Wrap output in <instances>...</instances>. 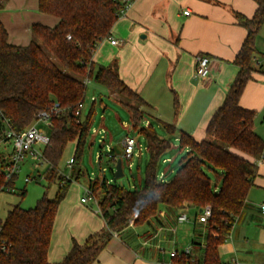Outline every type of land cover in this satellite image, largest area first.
I'll return each instance as SVG.
<instances>
[{"label": "trees", "instance_id": "trees-1", "mask_svg": "<svg viewBox=\"0 0 264 264\" xmlns=\"http://www.w3.org/2000/svg\"><path fill=\"white\" fill-rule=\"evenodd\" d=\"M9 1L0 0V13ZM133 1L38 0L39 12L56 17L58 22L54 27L33 24V39L25 46L9 41V33L0 19V130L5 129L7 123L16 133H22L37 120L40 112L50 109L54 103L61 108L52 117L50 141L42 148L48 164L45 177L49 182H57L59 191L54 199L46 192L35 208L23 209L16 205L8 211L5 220H0V237L7 246L5 252H0V264H50L48 253L56 217L74 177L77 180L83 175L75 166L80 162L95 123L97 100H93L86 114L84 109L81 115L76 114L79 104H85L87 79L105 87L109 98L128 109L133 128L146 139L149 164L144 186L134 190L106 176L89 181L87 187L97 199L106 228L89 236L84 243L74 241L59 264H95L114 233L126 229L132 218L135 225L145 224L158 214L161 206L174 210L209 207L212 214L208 220L209 236L203 264H227L220 258L219 247L246 207L249 191L258 175L259 161L264 157V139L254 129L256 112L240 105L246 85L256 71L253 62L257 53L256 39L264 25V0H254L258 8L251 19L235 14L238 24L247 30V37L234 60L237 76L207 124L208 138L198 141L190 133L180 132L179 149L187 152L169 182L159 180L157 164L162 154L172 148L171 144L158 135L152 123L141 127L149 104L121 79L117 64L103 66L93 60L95 51L121 17V10ZM38 41L46 45L50 54ZM100 103L102 105V99ZM174 107L178 114L177 98ZM162 124L167 133L176 132V126ZM73 141L76 142L73 173L66 178L60 173L59 163ZM115 155L113 149L112 156ZM134 158L128 162L132 163ZM110 162L117 163L112 157ZM5 168L4 154L0 151V192L15 188L17 177L8 180ZM111 169L114 170L113 166ZM25 195L26 190L21 192L22 197Z\"/></svg>", "mask_w": 264, "mask_h": 264}, {"label": "crops", "instance_id": "crops-1", "mask_svg": "<svg viewBox=\"0 0 264 264\" xmlns=\"http://www.w3.org/2000/svg\"><path fill=\"white\" fill-rule=\"evenodd\" d=\"M29 6L32 12L38 10V0L7 3L0 19L8 33L10 25L16 26V16L23 7L24 13H29ZM257 8L254 0H135L111 32L121 44L113 46L105 39L93 60L98 65H118L121 79L149 104L144 119L150 116L157 128H164L162 123L176 126V140L184 131L200 141L206 137L207 124L238 73L234 60L247 37V30L238 24L235 14L251 19ZM187 10L190 14L184 15ZM34 16L50 27L58 22L51 15ZM17 34L12 38L9 33V41L15 45L25 43L24 37ZM256 47L253 62L256 71L246 85L240 105L256 112L254 129L264 139L256 128V124H264V25L257 36ZM199 55L211 60L210 74L204 79L195 76ZM175 98L180 105L178 114ZM111 100L118 105L113 98ZM151 118L146 121L147 126L152 123ZM100 132L102 129L94 133ZM263 205L264 159L259 161L258 175L249 191L246 207L219 247L224 263L264 264ZM182 213L187 215V221L180 223L178 218ZM131 220L126 229L114 233L95 264H203L209 226L201 210L161 206L158 214L143 225H135V218ZM104 228L106 222L96 207H88L81 199L63 201L52 233L48 262L61 263L74 241L84 243ZM188 248L190 254L184 255ZM172 253L178 256L173 257ZM183 258L189 261L184 262Z\"/></svg>", "mask_w": 264, "mask_h": 264}, {"label": "rangeland", "instance_id": "rangeland-1", "mask_svg": "<svg viewBox=\"0 0 264 264\" xmlns=\"http://www.w3.org/2000/svg\"><path fill=\"white\" fill-rule=\"evenodd\" d=\"M24 8L16 16V26L10 25L9 33L11 37L17 36V32L23 38L25 43L21 45H29L33 39L31 26L35 23H42L34 15H41L42 13L39 10L32 12L31 6L28 8L29 13H24ZM7 10V9H6ZM21 10V5L19 6ZM44 16V14H42ZM51 17V16H46ZM39 20V21H37ZM44 24V23H42ZM41 48L50 54L46 45L38 41ZM53 58V56H52ZM106 66V65H105ZM108 66V65H107ZM88 80V79H87ZM100 99L103 100L101 105ZM93 100H97V109L95 116V123L91 128V133L87 139L86 144L84 145L81 159L78 165L75 166L76 169H80L83 172V175L79 179H73L72 184L69 186L66 198L64 202L77 201L84 197L85 195V186L89 184V181H94L97 178L102 179V176L105 175L108 180L114 179V170L115 164L110 162V157L107 148L118 147L120 151L123 150V141L127 137L134 138L137 143V151L140 147L142 148V154L139 157H135L132 163L124 160V177L117 179L119 185L125 186L128 189L134 190L135 188H141L144 186L146 169L149 164V153L147 149V142L145 137L139 133V130L133 128V123L131 115L127 109L117 105L115 102L109 98L108 90L105 87L98 85L93 79H89L87 82V91L84 104V114H86L91 106ZM135 105L139 104L134 101ZM106 106V109L104 107ZM149 118H151L149 116ZM148 116L143 119L141 127L147 126L146 121L149 120ZM152 119V118H151ZM155 129L157 130L158 135L161 138L166 139L172 146L169 150L162 154L157 164V174L159 180H161V175L165 173L166 169L167 176L163 178L164 182L171 181L175 175L178 168V165L182 158L186 154V149H179V140H176L177 135L166 133L164 128L156 127V123L151 120ZM39 127L44 129L46 133H49V127L45 123H40ZM257 130L264 135V124H256ZM102 129V135L94 133L95 131H100ZM103 132L105 134H103ZM106 136V142L102 148V144L99 139ZM207 137V136H206ZM205 137V138H206ZM208 138V137H207ZM221 145V144H220ZM44 146L41 144H36L34 146L35 150H42ZM76 150V142H70L63 154V157L59 163L60 173L64 177L72 176V169L67 166L68 161L74 157ZM11 151V147L8 146L3 148V152L8 154ZM166 160H171L170 164H166ZM165 161V162H164ZM39 164L37 169L34 168V164ZM129 164H133L132 170L129 167ZM111 166L114 170L112 171ZM48 169V164L46 162L38 161V159L28 156L22 164V170L19 176L15 179V190H5L0 192V220H5L7 217L8 211L14 206L19 205L23 209L35 208L37 202L44 196L47 192V196L50 199H54L56 194L59 191V186L57 182H49L45 174ZM39 173L41 176H39ZM29 177L30 181L26 182L25 179ZM213 182L215 184V175H213ZM26 190V195L21 196V192ZM88 207L95 209L93 203L86 204Z\"/></svg>", "mask_w": 264, "mask_h": 264}, {"label": "built area", "instance_id": "built-area-1", "mask_svg": "<svg viewBox=\"0 0 264 264\" xmlns=\"http://www.w3.org/2000/svg\"><path fill=\"white\" fill-rule=\"evenodd\" d=\"M130 4L131 3H129L124 9L121 10L120 16L125 15ZM189 14L190 11L188 10L184 11V15H189ZM106 39L113 46H119L121 44V41L115 38L112 34H109L106 37ZM210 69H211V60L209 57L205 55H199L196 57L195 76L197 78H201V79L207 78L210 74ZM86 82H89V80H87ZM83 109H84V104L80 103L76 111V114L81 115ZM60 111L61 108L59 104L54 103L50 109L40 112L37 117V120L22 133H16L7 123L5 129L0 130V151L3 152V148H6L8 146L11 147L10 153L6 154L3 152L4 160L6 164L5 174L8 180L19 176L22 170L23 161L28 156L36 158L38 159V161L45 162L43 158L42 150H35L34 146L36 144H41L44 147L47 146V144L50 141V137H49V133H46L44 129L39 127V124L45 123L50 129L52 117L58 114ZM103 134L105 133L103 132ZM100 135H102V132H100ZM106 139H107L106 136H104L103 138L101 137L99 141L102 144ZM122 144H123V150L121 151V156L123 158V161L124 160L129 161L132 158L140 156L142 154L141 147L139 151H137V147L139 145L134 138L127 137ZM107 150L109 153V157H112L114 158L115 161H117L119 156L117 154L115 156H112L113 148L108 147ZM73 164H74V158H71L68 161L67 166L70 169H72ZM132 166L133 164L129 165L130 168H132ZM38 167L39 164L35 163L34 168L37 169ZM163 178H164V173L161 175L162 180ZM25 181L29 182L30 178L27 177ZM11 190L14 191L15 188ZM84 191H85V195L84 197L81 198V202L83 204L93 203L99 212L98 202L93 191L89 187H85ZM262 211L264 213V205L262 206ZM211 214L212 212L209 207L203 210V216L206 221L209 220ZM178 220L180 223L187 221V215L185 213H182L179 216ZM130 222L132 223L133 221L131 220ZM1 232H2V227L0 226V236H1ZM6 250H7V246L0 237V252H5ZM188 254H190L189 248L184 252V255H188ZM172 256L173 257L178 256V253H172Z\"/></svg>", "mask_w": 264, "mask_h": 264}, {"label": "water", "instance_id": "water-1", "mask_svg": "<svg viewBox=\"0 0 264 264\" xmlns=\"http://www.w3.org/2000/svg\"><path fill=\"white\" fill-rule=\"evenodd\" d=\"M116 154L119 156L117 159V163L114 170V179H120L124 177V169H123V158L121 156V151L118 148H115ZM203 212V210H201Z\"/></svg>", "mask_w": 264, "mask_h": 264}]
</instances>
